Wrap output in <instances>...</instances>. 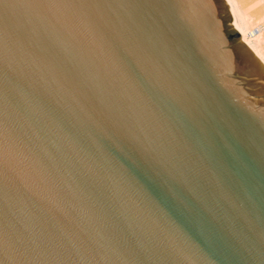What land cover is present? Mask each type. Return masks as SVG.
<instances>
[{
    "label": "water",
    "instance_id": "95a60500",
    "mask_svg": "<svg viewBox=\"0 0 264 264\" xmlns=\"http://www.w3.org/2000/svg\"><path fill=\"white\" fill-rule=\"evenodd\" d=\"M232 24L0 0V264H264V66Z\"/></svg>",
    "mask_w": 264,
    "mask_h": 264
},
{
    "label": "bare ground",
    "instance_id": "6f19581e",
    "mask_svg": "<svg viewBox=\"0 0 264 264\" xmlns=\"http://www.w3.org/2000/svg\"><path fill=\"white\" fill-rule=\"evenodd\" d=\"M223 1L226 5L228 11L230 12L232 17L234 18L237 26L239 27V29H238L237 26L232 24V27H233L235 33L237 34V36L239 37V39L241 40V43L252 53L254 58L256 60H258L264 66V54L261 52V49L259 48L258 44H256L259 40V36L255 38L254 41L256 43H254L253 41H251L250 33L246 29V22L249 19V13L246 11L241 12V10L239 9V7L237 6V4L234 0H223ZM256 6L257 5H254L253 8H256ZM262 17L264 18V15Z\"/></svg>",
    "mask_w": 264,
    "mask_h": 264
},
{
    "label": "rangeland",
    "instance_id": "374dc122",
    "mask_svg": "<svg viewBox=\"0 0 264 264\" xmlns=\"http://www.w3.org/2000/svg\"><path fill=\"white\" fill-rule=\"evenodd\" d=\"M234 1L236 2L241 12L246 11L249 13V19L246 22V29L250 33L251 41H253L254 43H256L254 41L255 38L259 36V40L256 44H258L259 48L261 49V52L264 54V18L262 17L264 15V0ZM254 5H257L256 8H253ZM255 28H261V31L255 32Z\"/></svg>",
    "mask_w": 264,
    "mask_h": 264
},
{
    "label": "built area",
    "instance_id": "2783aa9c",
    "mask_svg": "<svg viewBox=\"0 0 264 264\" xmlns=\"http://www.w3.org/2000/svg\"><path fill=\"white\" fill-rule=\"evenodd\" d=\"M261 28H255V32H259Z\"/></svg>",
    "mask_w": 264,
    "mask_h": 264
}]
</instances>
